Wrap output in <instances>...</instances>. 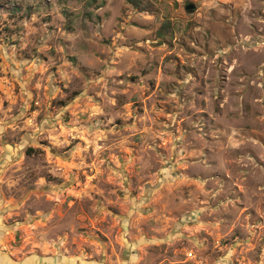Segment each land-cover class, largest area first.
<instances>
[{"label": "rangeland", "instance_id": "1", "mask_svg": "<svg viewBox=\"0 0 264 264\" xmlns=\"http://www.w3.org/2000/svg\"><path fill=\"white\" fill-rule=\"evenodd\" d=\"M0 264H264V0H0Z\"/></svg>", "mask_w": 264, "mask_h": 264}, {"label": "trees", "instance_id": "2", "mask_svg": "<svg viewBox=\"0 0 264 264\" xmlns=\"http://www.w3.org/2000/svg\"><path fill=\"white\" fill-rule=\"evenodd\" d=\"M167 31L169 32V28L166 26V24L162 25L159 28L158 37H163L167 33Z\"/></svg>", "mask_w": 264, "mask_h": 264}, {"label": "water", "instance_id": "3", "mask_svg": "<svg viewBox=\"0 0 264 264\" xmlns=\"http://www.w3.org/2000/svg\"><path fill=\"white\" fill-rule=\"evenodd\" d=\"M185 9L186 10H194L195 6L193 4H188V5H186Z\"/></svg>", "mask_w": 264, "mask_h": 264}, {"label": "built area", "instance_id": "4", "mask_svg": "<svg viewBox=\"0 0 264 264\" xmlns=\"http://www.w3.org/2000/svg\"><path fill=\"white\" fill-rule=\"evenodd\" d=\"M187 258H191L192 257V254L191 253H187Z\"/></svg>", "mask_w": 264, "mask_h": 264}]
</instances>
